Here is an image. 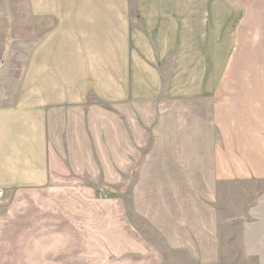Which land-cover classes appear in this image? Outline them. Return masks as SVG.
Wrapping results in <instances>:
<instances>
[{
  "label": "crops",
  "instance_id": "crops-1",
  "mask_svg": "<svg viewBox=\"0 0 264 264\" xmlns=\"http://www.w3.org/2000/svg\"><path fill=\"white\" fill-rule=\"evenodd\" d=\"M30 18L0 84V264L73 244L85 263L240 262L218 202L264 182V0H31Z\"/></svg>",
  "mask_w": 264,
  "mask_h": 264
},
{
  "label": "rangeland",
  "instance_id": "rangeland-1",
  "mask_svg": "<svg viewBox=\"0 0 264 264\" xmlns=\"http://www.w3.org/2000/svg\"><path fill=\"white\" fill-rule=\"evenodd\" d=\"M30 5L31 0H0L1 85L15 84L22 64L21 57L26 55L30 48L32 37ZM4 67L8 69V72L3 70ZM2 102L3 99L0 98V103ZM253 187L224 190V194L229 199L218 202L223 210L225 207L227 215L231 216V224L225 225L224 228V233H230V235H225L223 239L226 242L230 241L233 256L242 258L235 264H264V182ZM101 191V189L97 190L98 197L102 196ZM103 191L105 196H108L105 190ZM241 195L247 197V213L245 208L243 209L245 202H242ZM243 213L247 218L243 222H246L247 226L244 224L240 226L239 218ZM240 233L244 235H239ZM57 248L62 249L64 246L60 245ZM65 248L71 251L56 252L55 264H101V257H97L95 253H88V261L85 263L79 246L73 244Z\"/></svg>",
  "mask_w": 264,
  "mask_h": 264
},
{
  "label": "built area",
  "instance_id": "built-area-1",
  "mask_svg": "<svg viewBox=\"0 0 264 264\" xmlns=\"http://www.w3.org/2000/svg\"><path fill=\"white\" fill-rule=\"evenodd\" d=\"M1 195H2V192L0 191V197H1Z\"/></svg>",
  "mask_w": 264,
  "mask_h": 264
}]
</instances>
